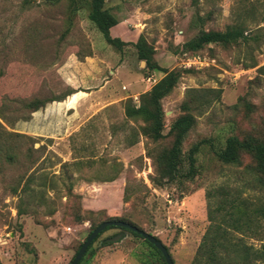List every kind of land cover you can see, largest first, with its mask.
<instances>
[{"label": "rangeland", "instance_id": "1", "mask_svg": "<svg viewBox=\"0 0 264 264\" xmlns=\"http://www.w3.org/2000/svg\"><path fill=\"white\" fill-rule=\"evenodd\" d=\"M119 24L112 35L126 42L118 50L106 43L88 18L86 6L70 9L63 0H0V104L6 96L30 101L64 96L27 120L5 124L9 132L34 139V158L8 166L0 161V261L3 264H71L94 226L116 217L157 237L175 264H193L222 200L221 186L238 188L252 180L243 166L220 164L206 145L197 155V175L166 185L155 182L149 151L170 147L173 138L153 142L142 121L125 116V103L139 105L142 94L164 77L149 72L135 44L140 36L155 49L154 60L183 73L163 99L165 131L185 114L189 91L212 93V104L190 113L196 123L183 150L213 138L216 146L231 135H264V0H106ZM243 23L248 43L208 45L196 55L183 45L201 30L225 31ZM198 57L202 64H194ZM256 62L252 68L247 64ZM153 76L151 82L148 79ZM249 105V107L247 106ZM15 107V106H14ZM15 113V112H14ZM22 113L13 114L12 120ZM120 173L115 181L106 182ZM32 177L30 188L22 191ZM72 179L69 180L68 177ZM70 183L73 185L69 191ZM18 188V193H13ZM235 190V189H232ZM249 190L252 201L264 200ZM128 196V201L125 197ZM23 214L19 215L18 211ZM125 237L109 246L105 239ZM254 234V233H253ZM264 229L246 237L259 248ZM81 264H162L144 240L121 229L104 232Z\"/></svg>", "mask_w": 264, "mask_h": 264}, {"label": "trees", "instance_id": "2", "mask_svg": "<svg viewBox=\"0 0 264 264\" xmlns=\"http://www.w3.org/2000/svg\"><path fill=\"white\" fill-rule=\"evenodd\" d=\"M51 1L58 5L63 0ZM65 1L69 4L72 12L78 11L82 4L83 7L86 6L88 8L89 20L102 34L108 45L118 50L127 45L126 42L112 35V31L119 24V21L106 7V0ZM248 41L249 38L246 35L244 24L238 23L228 27L225 31L201 30L195 38L183 45L182 53L196 55L208 45H222L227 48L248 43ZM135 48L138 51L139 59L146 62V68L149 72L159 71L165 74L162 79L152 86L150 91L140 96L139 105L134 104L132 99H128L124 106L126 118L135 122L142 121L144 123L141 128L143 134L153 142L158 143L167 137L173 138L170 147L162 148L156 152L149 151L157 171L155 182L160 185H166L180 179L194 180L198 171L196 166L197 155L203 150L204 145L209 147L217 161L225 166L241 167L246 157H250L253 161V165L245 167L244 170V173H247L252 178L251 182H247L246 178L248 177L244 176L241 187H220L223 198L216 210L213 213L211 212L209 216L210 225L198 248L193 264H264V243L257 248L249 245L245 240L246 237L257 234L264 229V200H259L255 203L249 193V190L253 189L259 190L258 192L264 194V135L262 137L247 135L242 138L237 135H231L226 138L223 144L218 146H216L214 139L211 138L198 142L185 153L183 150L185 139L196 123L195 117L190 111L193 109L201 110L210 106L212 104V99L210 98L212 93H217L216 96L219 98L220 92L190 90L189 100L182 104V110L185 114L172 123L169 133L165 135V113L162 101L174 91L182 74L190 73L191 70L168 71L160 67L154 60L155 49L142 36L135 44ZM255 66L256 62L246 65L248 68ZM3 77L4 72L0 69V79ZM75 93V91H72L64 96L34 98L30 101L12 99L8 96L4 97L0 104V161L8 166H15L21 163L20 159L22 157L33 159L35 153L33 147L28 144L30 141H34L33 138L24 134L9 132L5 124L14 125L18 119L27 120L25 113L37 112L48 103L63 102L68 96H70L69 102L76 95ZM247 106L249 107V105ZM17 112L22 114L13 121V114ZM119 165L115 164V174L106 177V182L116 180L120 173ZM32 177L29 176L27 178L22 191L25 192L30 188ZM68 179L71 180L72 177L69 176ZM72 186L70 183L69 191ZM12 191L17 194L18 188H13ZM125 200L128 201V196L125 197ZM18 214H23L22 210H19ZM107 221H123L138 227L132 222L116 217L109 218L104 222ZM99 225L94 226L92 232ZM114 228L121 229L144 240L156 252L162 264H166L161 251L141 235L128 229L114 226L108 227L104 232ZM104 232L97 237L91 246ZM124 237L125 235H123ZM103 244L104 246H109L112 242L110 239H105ZM91 246L88 250H90ZM81 263L82 261L79 264ZM0 264L3 263L0 261Z\"/></svg>", "mask_w": 264, "mask_h": 264}, {"label": "water", "instance_id": "3", "mask_svg": "<svg viewBox=\"0 0 264 264\" xmlns=\"http://www.w3.org/2000/svg\"><path fill=\"white\" fill-rule=\"evenodd\" d=\"M121 227L124 229H128L132 232H135L139 235H141L145 240L149 241L151 244H153L158 250L161 251L166 264H175L167 247L155 236L145 232L144 230L139 229L138 227L127 223L123 221H107L99 225L87 238V240L83 243L82 247L80 248L78 254L74 258L73 262L71 264H79L85 254L87 253V250L91 246V244L97 239V237L104 232L108 227ZM123 238L122 234H119L115 238H112L110 241L117 242Z\"/></svg>", "mask_w": 264, "mask_h": 264}, {"label": "built area", "instance_id": "4", "mask_svg": "<svg viewBox=\"0 0 264 264\" xmlns=\"http://www.w3.org/2000/svg\"><path fill=\"white\" fill-rule=\"evenodd\" d=\"M192 63H194V64H202V61H201L198 57H194L193 60H192ZM153 78H154V77L151 76V77L148 79V81L151 82ZM153 82L156 83V80H154Z\"/></svg>", "mask_w": 264, "mask_h": 264}, {"label": "crops", "instance_id": "5", "mask_svg": "<svg viewBox=\"0 0 264 264\" xmlns=\"http://www.w3.org/2000/svg\"><path fill=\"white\" fill-rule=\"evenodd\" d=\"M79 93V99H80V95L83 94V92H77L75 94H78ZM74 95V94H73ZM70 98V97H69Z\"/></svg>", "mask_w": 264, "mask_h": 264}]
</instances>
